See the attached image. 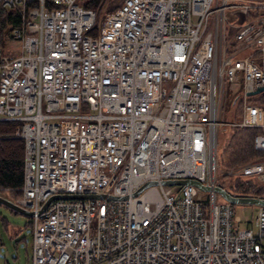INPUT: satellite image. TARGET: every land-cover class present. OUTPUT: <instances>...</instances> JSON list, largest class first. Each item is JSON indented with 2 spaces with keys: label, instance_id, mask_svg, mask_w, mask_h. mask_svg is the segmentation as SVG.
Segmentation results:
<instances>
[{
  "label": "built area",
  "instance_id": "obj_1",
  "mask_svg": "<svg viewBox=\"0 0 264 264\" xmlns=\"http://www.w3.org/2000/svg\"><path fill=\"white\" fill-rule=\"evenodd\" d=\"M0 2L22 17L19 50L0 45V120L24 142L13 200L33 210L31 264H264V204L240 226L217 191L162 182L218 184L226 81L232 123L264 150L248 93L264 83V0H120L99 15L81 0ZM227 172L264 181V154ZM58 192L103 195L38 211Z\"/></svg>",
  "mask_w": 264,
  "mask_h": 264
},
{
  "label": "trees",
  "instance_id": "obj_2",
  "mask_svg": "<svg viewBox=\"0 0 264 264\" xmlns=\"http://www.w3.org/2000/svg\"><path fill=\"white\" fill-rule=\"evenodd\" d=\"M120 0H81L84 6L95 9L99 15L102 11L114 8ZM22 21L17 7H7L0 2V45L7 46L12 36L10 29ZM234 95L231 103L235 102ZM250 100L264 105V89L250 95ZM233 119H239L238 108L233 110ZM16 120H0V186L8 188L2 194L14 199L19 193L18 187L23 182L24 175V142L14 135ZM256 127L233 125L228 132V139L222 142L217 157L223 166L237 165L264 154V150L253 146V134ZM227 189L234 194L253 195L264 197V181H257L251 176L232 175L229 177ZM233 204H236L232 202ZM6 206V205H5ZM10 208V207H9ZM13 209V208H11ZM15 210V209H13ZM16 211V210H15ZM29 216V215H28ZM31 218V216H29ZM31 223L32 231V218Z\"/></svg>",
  "mask_w": 264,
  "mask_h": 264
},
{
  "label": "rangeland",
  "instance_id": "obj_3",
  "mask_svg": "<svg viewBox=\"0 0 264 264\" xmlns=\"http://www.w3.org/2000/svg\"><path fill=\"white\" fill-rule=\"evenodd\" d=\"M8 45L12 52H17L20 47L18 40L12 38ZM7 50L10 52V50ZM226 92L224 94L223 104L220 107L219 117L222 123L219 125L217 132L218 152L221 150L222 142L228 139V132L233 119V110L238 108L237 101L231 103V99L236 95L237 89H234V82L226 81ZM217 152V153H218ZM221 159L216 156L215 170L218 178V184L223 187H229V177L232 176L227 170L235 165L223 166L220 164ZM226 199L217 192V201H225ZM257 204L251 203H236L234 210L240 215V226H246L245 216L251 219L255 213ZM30 217L21 212L15 211L8 206L0 203V264H31L32 254V231Z\"/></svg>",
  "mask_w": 264,
  "mask_h": 264
},
{
  "label": "water",
  "instance_id": "obj_4",
  "mask_svg": "<svg viewBox=\"0 0 264 264\" xmlns=\"http://www.w3.org/2000/svg\"><path fill=\"white\" fill-rule=\"evenodd\" d=\"M264 89V83L256 86L254 89L248 90L249 94H253L256 92H259ZM155 180H148L145 183H143L141 186H139L134 193H138L144 186H146L149 183H153ZM164 183H179L181 185H185L187 183H193L197 185L198 187L205 189V190H215L218 193H220L225 199H227L230 202L234 203H251V204H264V197L263 196H253V195H242V194H233L229 190H227L225 187H223L220 184H209L202 182L201 180L194 178V177H177V178H164L162 180ZM103 193H75V192H58V193H53L47 199L42 203L38 211L43 210L48 202L53 199L54 197H84V196H101ZM0 203L15 209L18 212H21L23 214L31 216L33 214V210L26 208L25 206H22L15 202L14 200L0 194Z\"/></svg>",
  "mask_w": 264,
  "mask_h": 264
},
{
  "label": "crops",
  "instance_id": "obj_5",
  "mask_svg": "<svg viewBox=\"0 0 264 264\" xmlns=\"http://www.w3.org/2000/svg\"><path fill=\"white\" fill-rule=\"evenodd\" d=\"M248 219H247V216L245 217V221H246V223H248V221H247ZM251 220V219H250Z\"/></svg>",
  "mask_w": 264,
  "mask_h": 264
}]
</instances>
